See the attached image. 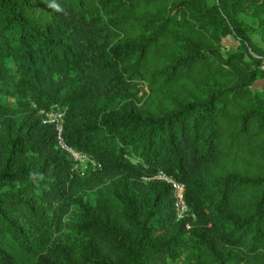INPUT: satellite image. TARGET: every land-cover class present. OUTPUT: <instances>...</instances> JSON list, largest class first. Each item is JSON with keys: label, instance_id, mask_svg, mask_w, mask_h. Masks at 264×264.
Here are the masks:
<instances>
[{"label": "trees", "instance_id": "1", "mask_svg": "<svg viewBox=\"0 0 264 264\" xmlns=\"http://www.w3.org/2000/svg\"><path fill=\"white\" fill-rule=\"evenodd\" d=\"M258 79L264 0H0V264H264Z\"/></svg>", "mask_w": 264, "mask_h": 264}, {"label": "built area", "instance_id": "2", "mask_svg": "<svg viewBox=\"0 0 264 264\" xmlns=\"http://www.w3.org/2000/svg\"><path fill=\"white\" fill-rule=\"evenodd\" d=\"M43 115V122L50 123L54 126L56 132V141L58 146L67 151L75 162V167L79 170L80 175H84L85 171L90 167H95V161L89 157L86 153L76 151L68 147L63 141V119L65 115V108L53 106L49 111H40ZM155 179L164 180L171 185L173 188L174 207L176 211L177 219H183L189 214V208L184 201V186L183 184L177 183L170 178H167L161 172L154 176ZM148 179V178H146Z\"/></svg>", "mask_w": 264, "mask_h": 264}, {"label": "rangeland", "instance_id": "3", "mask_svg": "<svg viewBox=\"0 0 264 264\" xmlns=\"http://www.w3.org/2000/svg\"><path fill=\"white\" fill-rule=\"evenodd\" d=\"M245 20L248 23L247 26V34L252 40L254 44L257 46H262L263 42L261 40V35L259 32V29L257 27V24L251 20L250 17H246ZM239 41L236 39L234 35H227L221 39V51L222 52H227L230 50H235L239 46ZM252 90L258 94L264 95V90H263V80H256L253 86L251 87ZM63 217L66 220L71 219V214L70 213H64Z\"/></svg>", "mask_w": 264, "mask_h": 264}]
</instances>
